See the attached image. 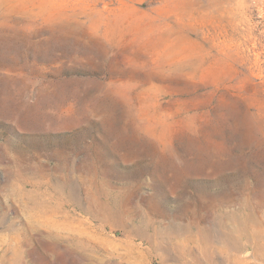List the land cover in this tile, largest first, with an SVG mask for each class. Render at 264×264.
Masks as SVG:
<instances>
[{
	"label": "rangeland",
	"instance_id": "rangeland-1",
	"mask_svg": "<svg viewBox=\"0 0 264 264\" xmlns=\"http://www.w3.org/2000/svg\"><path fill=\"white\" fill-rule=\"evenodd\" d=\"M0 264H264V0H0Z\"/></svg>",
	"mask_w": 264,
	"mask_h": 264
},
{
	"label": "bare ground",
	"instance_id": "bare-ground-1",
	"mask_svg": "<svg viewBox=\"0 0 264 264\" xmlns=\"http://www.w3.org/2000/svg\"><path fill=\"white\" fill-rule=\"evenodd\" d=\"M53 195L51 188H42V186L36 187L31 194L36 220L39 222V226H46L44 229L41 227L39 229V233L43 238L45 235L50 239L55 236L54 218L60 213V208L54 205L55 198ZM64 215L67 216V214Z\"/></svg>",
	"mask_w": 264,
	"mask_h": 264
}]
</instances>
